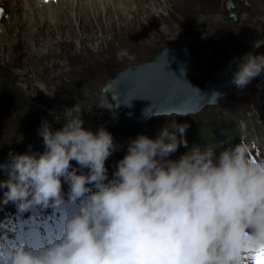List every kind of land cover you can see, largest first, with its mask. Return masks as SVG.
Returning a JSON list of instances; mask_svg holds the SVG:
<instances>
[{
	"label": "clouds",
	"instance_id": "clouds-1",
	"mask_svg": "<svg viewBox=\"0 0 264 264\" xmlns=\"http://www.w3.org/2000/svg\"><path fill=\"white\" fill-rule=\"evenodd\" d=\"M262 74L264 54L250 52L232 84L242 90ZM83 125L70 117L53 130L42 121L44 151L9 153L0 164L5 204L58 207L67 184L77 209L44 246L0 235V264H248V249L264 247V159L252 160L247 144L171 159L188 146V125L176 123L131 140L109 179L106 162L119 146L106 128Z\"/></svg>",
	"mask_w": 264,
	"mask_h": 264
},
{
	"label": "rangeland",
	"instance_id": "rangeland-1",
	"mask_svg": "<svg viewBox=\"0 0 264 264\" xmlns=\"http://www.w3.org/2000/svg\"><path fill=\"white\" fill-rule=\"evenodd\" d=\"M227 1L105 0L96 4L94 0H0L5 10L0 20V160H9V153H42V121H53L60 129L66 119L81 117L83 126L92 131L111 125L116 114L110 99L101 94L104 85L131 66L151 62L167 47L192 43L190 79L203 90L210 76L230 60L250 52L264 54V0H231L236 22L225 17ZM255 94L264 97L263 74L242 90L233 85L228 97L196 116H173L171 121L154 124L153 129L148 127L152 120L130 121L152 138L167 123L174 126L198 120L227 129L231 123L242 124L247 126L246 136L254 132L245 140L250 155L264 159V121L257 112L250 122L248 113L242 114L252 103L264 105ZM243 141L242 137L235 143ZM115 142L127 149L125 136ZM73 166H77L74 161ZM7 178L0 171V181ZM5 191L0 188V215H4L0 231L4 224L9 234L1 235L29 247L56 239L67 210H77L70 201L66 206L21 212L27 222L23 227L16 217L17 206L4 203ZM14 217L18 230L12 233ZM249 254L248 264H256Z\"/></svg>",
	"mask_w": 264,
	"mask_h": 264
},
{
	"label": "water",
	"instance_id": "water-1",
	"mask_svg": "<svg viewBox=\"0 0 264 264\" xmlns=\"http://www.w3.org/2000/svg\"><path fill=\"white\" fill-rule=\"evenodd\" d=\"M231 0L225 3V17L237 21ZM190 41L164 49L151 62L131 66L104 85L101 94L110 99L114 113L135 122L178 115H196L228 97L233 89L232 77L239 59L215 71L206 89L191 82L188 70ZM243 58V57H242Z\"/></svg>",
	"mask_w": 264,
	"mask_h": 264
},
{
	"label": "trees",
	"instance_id": "trees-1",
	"mask_svg": "<svg viewBox=\"0 0 264 264\" xmlns=\"http://www.w3.org/2000/svg\"><path fill=\"white\" fill-rule=\"evenodd\" d=\"M263 76H264V74H263ZM256 97H257V100L258 101H260L261 103H264V97L263 96H261V95L257 96L256 95ZM7 98H10L11 99L12 97L9 96V95H7ZM3 104L5 105V103H3ZM251 106H252L251 109H249V108H243L242 109V114L243 113H248V114L251 113L252 114L253 112L256 111L264 119V105L263 106H261V105L260 106H253V103H252ZM43 114L44 113H42V115ZM112 120L113 121H117L116 123L119 125V127H121V129H118V130H119V132H122V134H124V136L127 139L128 143L131 140L135 139L138 135H140V134H146L143 131L142 128L136 127L137 125L134 122L130 121L129 119L120 117L118 115H114V116L112 115ZM164 121L167 122V121H170V119L169 118H156V119L152 120V122L148 125V127L150 129H153V125L154 124L161 123V122H164ZM49 122H50V124H51L52 127H55L56 128L55 130H58V125L56 123H54L53 121H49ZM189 123H190V126H188V130H191L193 128V126L197 124V122H194V121L193 122L190 121ZM167 124H168V126H170V123H167ZM62 127L63 126H61L60 128H62ZM205 127L209 128L210 130H212V132L215 133L216 127H218V126H215V125L214 126L205 125ZM170 130H172V129H170ZM196 142L197 143H201L200 137L196 140Z\"/></svg>",
	"mask_w": 264,
	"mask_h": 264
},
{
	"label": "snow or ice",
	"instance_id": "snow-or-ice-1",
	"mask_svg": "<svg viewBox=\"0 0 264 264\" xmlns=\"http://www.w3.org/2000/svg\"><path fill=\"white\" fill-rule=\"evenodd\" d=\"M249 253H255L254 259L256 264H264V247L259 249H248Z\"/></svg>",
	"mask_w": 264,
	"mask_h": 264
},
{
	"label": "bare ground",
	"instance_id": "bare-ground-1",
	"mask_svg": "<svg viewBox=\"0 0 264 264\" xmlns=\"http://www.w3.org/2000/svg\"><path fill=\"white\" fill-rule=\"evenodd\" d=\"M95 2H96V4H97V2H103V1H105V0H94ZM107 1H109V0H106V2ZM119 3H121V2H119ZM1 28H2V26H1ZM1 28H0V30H1ZM179 45V44H178ZM191 57V56H190ZM220 100V99H219ZM217 103V102H216ZM4 217V215H0V220L2 219Z\"/></svg>",
	"mask_w": 264,
	"mask_h": 264
}]
</instances>
